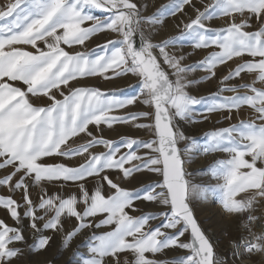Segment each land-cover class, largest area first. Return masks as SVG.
<instances>
[{
	"label": "snow or ice",
	"instance_id": "snow-or-ice-1",
	"mask_svg": "<svg viewBox=\"0 0 264 264\" xmlns=\"http://www.w3.org/2000/svg\"><path fill=\"white\" fill-rule=\"evenodd\" d=\"M148 8L146 0H7L0 5V191L6 193L0 194V264H31L54 246L52 257L39 264H253L254 255H264V230L252 231L264 216L251 214L254 205L264 203V166H257L264 165V0H201L200 6L197 0H168L150 14ZM189 10L192 15L185 19ZM169 17L179 21L178 34L156 41ZM216 17L224 26H209ZM106 31L118 38L91 52L70 53L61 46H84ZM183 40L192 52L207 55L185 65L186 54L173 51ZM229 62L234 67L218 77L219 66ZM197 70L204 75L189 78ZM129 73L138 78L130 86L139 88L132 96L70 83ZM247 75L254 77L250 83L230 84ZM214 79L220 85L216 92L191 93L202 80ZM30 96L47 102L38 105ZM140 103L147 110H129ZM244 107L253 114L248 120L205 132L200 143L198 125L213 117L230 121ZM123 127L144 129L151 138H105L109 132L119 135ZM201 152L229 158L190 172ZM49 157L64 162L48 163ZM73 159L82 162L70 166ZM197 173H203L200 183L190 179ZM145 175L155 180L138 179ZM54 182L76 185L78 194H49L41 187L33 198V185ZM105 183L111 195L103 194ZM213 194L219 196V216L243 221L248 235L222 245L213 225L198 220L196 208L215 203ZM80 236L84 252L79 244L72 247Z\"/></svg>",
	"mask_w": 264,
	"mask_h": 264
},
{
	"label": "rangeland",
	"instance_id": "rangeland-1",
	"mask_svg": "<svg viewBox=\"0 0 264 264\" xmlns=\"http://www.w3.org/2000/svg\"><path fill=\"white\" fill-rule=\"evenodd\" d=\"M110 40H115L117 39V34L115 33H110V35H108ZM85 51H89L91 52L92 50L90 49H85L82 52ZM184 53V52H183ZM178 54H180L178 52ZM185 54V53H184ZM202 58H198V57H189L186 54V59L184 60V64L185 65H190L193 64L195 62H197L198 60H200ZM229 65L224 66L221 65L219 66V72H218V77L222 76V75H226L227 71H228ZM165 69H167L168 73L170 74L171 78L174 80L175 77L171 75V69H169L167 66L165 67ZM204 75L203 70H197L195 72H192L189 74V78H194L199 80L201 78V76ZM138 83V78L129 73L125 76L122 77H116V78H112L109 80H105L103 78H99V77H84V78H79V83L73 82V84L77 87H99L101 90L103 91H117L120 92L121 90H123L122 93H120L121 96H132L135 95V92L139 91L138 87H130L133 85H137ZM231 85H238L236 83H230ZM219 81L218 79H214L212 82H208V81H201L200 84L198 85H194L190 91L192 94L194 95H204L207 96L212 92H216L219 88ZM227 92H223L221 93V96H223V94H225ZM30 99L38 104L41 105V100H39L36 97H31ZM40 102V103H39ZM198 109L202 108L203 105L197 106ZM130 111H143V110H147V106L143 105L142 103L135 105V106H130L129 107ZM217 120H219V122H217ZM225 121L222 117H213L212 119H210L209 121L205 122V123H201L200 125H198L194 131L195 133L198 134V139L200 141V143L204 142V136L203 133L214 130L216 128H222V127H228L230 124H225ZM147 121H143L141 120L140 123H146ZM90 129L93 126H89ZM131 136L132 138H137V139H149L151 138V134L149 132H147L144 129L141 128H128V127H123L119 129V135H117V133H113V132H109L106 134L105 138H112V139H119L120 136ZM77 143H83V141H77ZM96 151H100L102 150V146H97V148L95 149ZM228 154L226 153H222V152H217V153H210V154H204L203 152H201L198 156V158L196 159V161L191 165V167L189 168V171L191 172L192 169L195 168H200L203 166H207L210 163H212L214 160L217 159H228ZM246 159H250V157H245ZM59 159H61L60 162H64L63 158H56L53 159L51 157L49 158H45V161L48 163H59ZM54 160H56V162H54ZM82 161L78 160V159H73L71 161H68V163L70 164V166H76L78 163H80ZM2 174V173H0ZM203 177V173H197L196 175L190 177V179L195 182V183H200L201 178ZM113 179H116V177H112ZM149 178L150 175H145L143 177H139L138 179H140L142 182H149ZM62 182H54L52 184H43L41 185H33L32 186V190H31V194L33 196V198L35 199L37 194L40 193L41 191V187H44L47 189V191H51L53 192V190H55L56 188H58V186H61ZM213 183H216V181L214 180ZM123 186L128 187L129 189H131L133 186H138V185H134V184H124ZM72 187V188H71ZM87 187L89 188V191H94V184H89L87 185ZM62 188H67L68 190L66 192H64L63 194H61L62 196H68L71 195L73 193H77L78 194V189L77 187H75V189L73 190V185L72 184H68V185H63ZM105 194L103 191V194L105 196L111 195L112 194V190H109L108 186L105 183ZM74 191V192H73ZM0 194H6L3 191H0ZM52 194V193H49ZM56 194V193H55ZM241 196H243L244 194H240ZM217 198H219L218 194H213L211 199L212 201H215V203H209L207 206L205 207H197L196 208V215L198 220L205 226L207 227L208 224H212L214 229H215V236L218 239V241L222 244V245H226L229 239H233V238H238L242 232L241 230H237V225L241 224V220L238 219H232L228 222H225L223 220L222 217L219 216L218 214V207H217V203L216 200ZM82 206V205H80ZM141 210H144V206L140 205ZM130 215H139L140 212H133L131 210H128ZM256 216H264V203H258L255 207V213ZM103 216H99L97 218L98 219H102ZM13 223V222H12ZM111 227L113 226H106L104 227V229H106V231L111 230ZM223 229V230H222ZM97 233H101L102 228L96 230ZM84 237L80 236L77 237L76 239L73 240L72 243V247L75 248L76 245H81L80 247V251L84 252L85 251V247L82 243ZM56 247L54 246L52 249H50L48 251V253H44L41 254L39 256H35L33 257L31 263H39L45 260V257L51 258L52 255L56 252ZM69 255V252H65L64 253V257H67ZM63 258V257H62ZM253 261L256 262L257 264H261L262 261H260V258H258L257 255H254L252 257Z\"/></svg>",
	"mask_w": 264,
	"mask_h": 264
},
{
	"label": "crops",
	"instance_id": "crops-1",
	"mask_svg": "<svg viewBox=\"0 0 264 264\" xmlns=\"http://www.w3.org/2000/svg\"><path fill=\"white\" fill-rule=\"evenodd\" d=\"M6 2H7V0H0V5L4 4ZM146 2L149 4L148 12L150 14L151 12L155 11V9L158 8L160 5L166 4L168 2V0H146ZM208 2H209V0H202V3H208ZM197 3H198V6H200L201 0H197ZM94 14L101 16V18H103V15H104V13H102L100 11H95ZM191 15H192V12H191V10H189L185 19H187V17H190ZM178 22L179 21L177 19H173V18L169 17L167 28H166L165 32L161 33L160 35H157L156 41H158L160 39L161 35H177L179 32V29H177L175 27V25ZM82 26L87 27V26H89V24L86 23L85 25H82ZM209 26L213 27V28L222 27V26H224V19L222 17H216L211 22H209ZM108 35H110V32H107V31L96 33L93 37H90L89 40L85 41L84 46H80V45L67 46V45H63V44L61 46L64 47L65 50L70 52V53L82 52L85 49L93 50V49H97L98 45H102L106 41L110 40ZM156 41H154V42H156ZM38 43L40 44V47H42V48L44 47L42 42H38ZM181 45H182V47H181ZM19 47H23L29 51H35V49H33L29 45H19ZM99 51H101V50H97V54H99ZM173 51L176 54H178V52L179 53L184 52L185 54H187L188 58L189 57L203 58L205 55H207V51H205V50H198L197 52H192L191 48L189 46V42L187 40H183V41L178 42L176 48L173 49ZM245 58L247 59L248 57H245ZM228 65H229V67H234V64L232 62H229ZM163 66L166 67L167 65H163ZM253 79H254V77L252 75H247V76H245L243 81H241L239 79H234L230 83H236L239 85V84L245 83V82L250 83ZM70 83H73V82H70ZM14 84H15V86H18V87H22V88L25 87L21 82H14ZM257 86H259V84H257ZM239 91L244 92L245 89L240 88ZM56 94H57V98H60L59 94L58 93H56ZM229 95H233V93L227 92V93L223 94V96H229ZM36 98H38V97H36ZM38 99L41 100L40 101L41 105L47 102V98H38ZM252 115L253 114L250 112V110L247 107H244L239 113H234L232 120L225 121V124H237V123H239L240 120H248ZM58 161L60 162L61 159H59ZM54 162H56V160H54ZM257 166H264V165H261L258 162ZM154 180H155V177L150 175L149 182L147 181L145 183H150ZM75 187H76V185H73V190L75 189ZM67 190H68L67 188H62V187L58 186V188L53 190V192L48 191V193H52V194L59 193L61 195L64 192H66ZM104 194H105V190H104ZM79 207L82 208V206H79ZM0 216H3V213H0ZM4 218L6 219V222L8 224H10V225L12 224V221L10 219H7V217H4ZM104 231H106V229H104V227H102L101 232H104Z\"/></svg>",
	"mask_w": 264,
	"mask_h": 264
},
{
	"label": "bare ground",
	"instance_id": "bare-ground-1",
	"mask_svg": "<svg viewBox=\"0 0 264 264\" xmlns=\"http://www.w3.org/2000/svg\"><path fill=\"white\" fill-rule=\"evenodd\" d=\"M218 200H219V198H217V200H216L217 207H218ZM262 230H264V222H261L260 224L254 223L253 232L260 233ZM241 235H245V234H241ZM257 256H258V258H260V261H262L261 264H264V255L257 254ZM251 260H252L253 264H257L256 262L253 261L252 258H251Z\"/></svg>",
	"mask_w": 264,
	"mask_h": 264
},
{
	"label": "built area",
	"instance_id": "built-area-1",
	"mask_svg": "<svg viewBox=\"0 0 264 264\" xmlns=\"http://www.w3.org/2000/svg\"><path fill=\"white\" fill-rule=\"evenodd\" d=\"M256 205H257V204H256ZM256 205H254V210H253V212L251 213L252 215H255L254 213H255V207H256ZM255 216H256V215H255ZM254 223H255V222H254ZM242 224H243V221H242L241 224H240V225H241L240 230H241L242 234L248 235L247 231L243 230ZM253 226H254V224H253ZM253 226H252V231H253Z\"/></svg>",
	"mask_w": 264,
	"mask_h": 264
},
{
	"label": "water",
	"instance_id": "water-1",
	"mask_svg": "<svg viewBox=\"0 0 264 264\" xmlns=\"http://www.w3.org/2000/svg\"><path fill=\"white\" fill-rule=\"evenodd\" d=\"M163 67H164V66H163ZM164 70H165L166 72H168V71L165 69V67H164ZM169 76H170V74H169ZM170 79H172L171 76H170ZM31 264H39V263H31Z\"/></svg>",
	"mask_w": 264,
	"mask_h": 264
}]
</instances>
